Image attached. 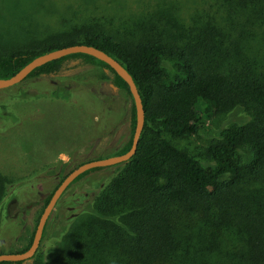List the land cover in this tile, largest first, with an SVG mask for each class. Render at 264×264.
I'll use <instances>...</instances> for the list:
<instances>
[{"label": "trees", "instance_id": "obj_1", "mask_svg": "<svg viewBox=\"0 0 264 264\" xmlns=\"http://www.w3.org/2000/svg\"><path fill=\"white\" fill-rule=\"evenodd\" d=\"M210 1L214 12L222 8L226 15L188 33L181 45L159 31L148 33L146 22L134 23L142 31L137 36L88 22L0 50V79H6L47 52L76 44L98 48L131 75L144 110L135 154L124 163L88 170L68 186L31 264H210L204 243L225 230L239 236L246 264H264V65L248 44L264 21V0ZM226 5L240 18L236 32L227 28ZM167 65H175L173 77L164 70ZM86 66L106 70L110 84L130 98L126 83L108 65L84 54L50 61L26 79L54 78ZM73 88L58 83L41 96L72 98ZM233 110L243 118L218 129V138L205 147L206 164L166 138L194 135L203 117ZM129 127L130 137L115 155L130 147L132 105ZM106 169L111 171L94 190L68 191ZM22 186L0 174V207ZM44 241L50 243L47 256L55 250L46 263Z\"/></svg>", "mask_w": 264, "mask_h": 264}, {"label": "rangeland", "instance_id": "obj_2", "mask_svg": "<svg viewBox=\"0 0 264 264\" xmlns=\"http://www.w3.org/2000/svg\"><path fill=\"white\" fill-rule=\"evenodd\" d=\"M226 7L227 28L236 32L240 18ZM215 10L210 0H0V50L26 46L88 22L129 36L142 33L134 23L146 22L148 33L159 31L173 40L171 44L181 45L188 33L195 35L209 20L220 21L226 15L222 8ZM252 32L249 51L264 65V21ZM174 67L165 66L169 77ZM58 83L73 86V97L41 96ZM109 86L105 70L86 66L54 78H28L0 90V174L23 185L0 207V253L20 252L28 246L43 199L70 170L89 160L114 156L129 139L131 99L124 90ZM16 92L19 96H10ZM240 118L243 114L238 110L210 114L202 118L196 134L166 138L206 164L205 147L218 138V129ZM110 171L92 173L68 191L94 190ZM212 238L203 249L210 264H246L244 245L236 232L225 230ZM49 246L44 241L41 247L45 263L55 255L53 250L47 256Z\"/></svg>", "mask_w": 264, "mask_h": 264}, {"label": "water", "instance_id": "obj_3", "mask_svg": "<svg viewBox=\"0 0 264 264\" xmlns=\"http://www.w3.org/2000/svg\"><path fill=\"white\" fill-rule=\"evenodd\" d=\"M77 53L91 56L105 63L126 83L131 99V105L134 111V127L131 134L130 147L125 153L100 159L89 160L77 165L75 168L70 170L53 189L47 203L43 206L36 221L29 246L25 250L20 252L0 253V262H23L31 259L34 256L40 245L43 230L50 214L54 210L62 194L79 175L91 169L106 168L124 163L128 161L136 152L138 140L140 138V134L144 125V110L138 89L131 75L126 71V69L116 59L98 48L90 45L76 44L56 49L37 56L30 60L22 68H20L11 77L0 79V90L9 89L20 84L27 78L31 71L50 61ZM110 86L112 87V89H116V87L112 84H110Z\"/></svg>", "mask_w": 264, "mask_h": 264}]
</instances>
